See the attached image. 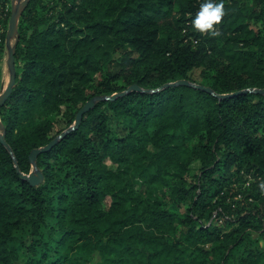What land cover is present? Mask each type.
<instances>
[{"label":"trees","instance_id":"16d2710c","mask_svg":"<svg viewBox=\"0 0 264 264\" xmlns=\"http://www.w3.org/2000/svg\"><path fill=\"white\" fill-rule=\"evenodd\" d=\"M203 2L29 1L0 113V264H264V194L233 186L264 179V94L217 96L264 88V0H222L216 35L192 28ZM181 79L214 93L166 86Z\"/></svg>","mask_w":264,"mask_h":264},{"label":"water","instance_id":"95a60500","mask_svg":"<svg viewBox=\"0 0 264 264\" xmlns=\"http://www.w3.org/2000/svg\"><path fill=\"white\" fill-rule=\"evenodd\" d=\"M29 1L30 0H13V3H12V12H11V16L9 19V28H8L7 35H6V45L8 47V52H9L7 63H8V67H9L10 77H9V81H8L6 88L0 93V113H1V109H2L3 105L5 104L7 99L10 97V95L13 91L14 85H15V81H16L15 51H16V45H17V40H18V24H19L20 16H21L22 12L24 11L25 7L27 6V4L29 3ZM14 37H16V41L13 44L12 39ZM177 84L191 85V86H194L196 88L204 89L206 91L214 93L210 87H206L204 85L191 82L187 79H181V80L176 81V82L168 83L166 86L177 85ZM131 89H139V87H138V85H132L128 88L127 91H129ZM127 91H123L120 93H114L111 96H97V97H93L92 99L87 101V103L77 113L76 121H75L73 126L69 127L66 131L62 132L60 135L55 137L46 146L35 148L31 152L30 161L33 165V171H31L29 174H22V177L24 179L28 180L31 184H34V185L39 184L42 181L43 176H42V174L39 171L38 166H37V162H36L37 156L41 152L50 150L56 143H58L63 137H65L71 130L78 128L84 114L91 107L94 106L96 101H98V100H113V99L117 98L118 96L123 95ZM246 92H255V93L264 94V88H254V89L241 90V91H238V92H235L232 94H220V95L218 94L217 96H219V97L234 96V95L246 93ZM4 128H5V125L1 122V118H0V141L2 144H4L9 149V151L11 153H13L11 147L9 146V144L7 143V141L5 139V134L1 131ZM14 159H15V157H14Z\"/></svg>","mask_w":264,"mask_h":264},{"label":"rangeland","instance_id":"374dc122","mask_svg":"<svg viewBox=\"0 0 264 264\" xmlns=\"http://www.w3.org/2000/svg\"><path fill=\"white\" fill-rule=\"evenodd\" d=\"M12 3H13V0H11V2L6 0V7L1 8V9H4L5 12H9V10L12 12ZM9 19H10V17H9ZM9 19H8L7 28L4 25H0V93L6 88L8 81H9V77H10L9 67H8V63H7L9 52H8V47L6 45V40H5V42L3 41V35L4 34L7 35V31L9 28ZM19 24H20V19H19ZM19 24H18V27H19ZM15 41H16V37H14L12 39L13 44L15 43ZM3 44H4V46H3ZM192 77L196 80H199L200 79V69H195L192 72ZM192 144H194V142H192ZM153 148H154L153 145L149 146V149H153ZM107 161L109 164H111L109 159ZM198 169H199V163L198 162H193L190 165V172L191 173H197ZM249 176L251 177V175H249ZM165 178L171 182H165V183H167L166 186L160 188V190H159L160 191L159 192L160 197H163V196L168 195L170 193V183L172 184V182L174 181L173 175L169 174V175L165 176ZM240 179H241L240 181H242V179H244V178H240ZM251 179L252 180H250V179L246 180L244 184H242L240 182L238 184L233 185L234 187H236L237 191L238 190L241 191V193L239 192L240 194L238 195L239 198L245 197V195H247V193L249 191L251 192L253 190H255L254 194H257L259 192H261L262 195L264 194V179H263V177L257 176V178L252 177ZM254 181H255V184L252 185V183ZM136 187L139 191L144 190V185L140 181L136 182ZM233 192H234V190L231 191V193H233ZM164 201H167V199L166 200L164 199ZM215 214H216V212H215ZM212 220L210 222H208L207 224H210L212 222ZM253 238H254V240L258 241V244L260 246L264 245V239L260 236L259 233H254ZM209 245L210 244L207 243V245L205 247H208Z\"/></svg>","mask_w":264,"mask_h":264},{"label":"clouds","instance_id":"9594fccd","mask_svg":"<svg viewBox=\"0 0 264 264\" xmlns=\"http://www.w3.org/2000/svg\"><path fill=\"white\" fill-rule=\"evenodd\" d=\"M224 15V4L216 0H204L199 11L191 21L192 28L200 33L216 35L215 26Z\"/></svg>","mask_w":264,"mask_h":264}]
</instances>
